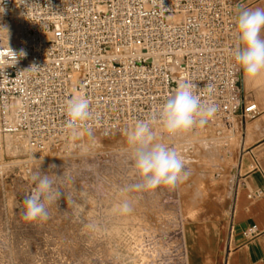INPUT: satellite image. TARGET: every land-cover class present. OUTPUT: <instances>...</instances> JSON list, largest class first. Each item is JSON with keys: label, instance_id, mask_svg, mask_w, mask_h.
I'll return each instance as SVG.
<instances>
[{"label": "built area", "instance_id": "built-area-1", "mask_svg": "<svg viewBox=\"0 0 264 264\" xmlns=\"http://www.w3.org/2000/svg\"><path fill=\"white\" fill-rule=\"evenodd\" d=\"M252 2L2 0L0 15L16 23V37L0 47V150L6 135H22L42 156L69 135L65 108L73 96L88 99L92 113L79 130L126 131L155 117L180 80L217 105L204 128L218 135L256 117L231 55L238 10ZM263 195L264 188L250 197ZM259 234L257 226L243 233Z\"/></svg>", "mask_w": 264, "mask_h": 264}, {"label": "rangeland", "instance_id": "rangeland-1", "mask_svg": "<svg viewBox=\"0 0 264 264\" xmlns=\"http://www.w3.org/2000/svg\"><path fill=\"white\" fill-rule=\"evenodd\" d=\"M13 34L16 23L0 15V47ZM241 122L220 135L196 128L170 137L160 129L155 142L180 152L190 175L173 189L150 191L132 189L141 179L126 143L128 129L108 135L79 130L42 156L32 155L24 136L6 135L0 150V264H191L196 248L215 254L228 232ZM37 172L55 175L61 196L48 207L47 220L28 222L24 200ZM125 199L133 211L121 215L116 209Z\"/></svg>", "mask_w": 264, "mask_h": 264}, {"label": "clouds", "instance_id": "clouds-1", "mask_svg": "<svg viewBox=\"0 0 264 264\" xmlns=\"http://www.w3.org/2000/svg\"><path fill=\"white\" fill-rule=\"evenodd\" d=\"M3 11L0 7V13ZM235 24L231 55L243 70L245 78L255 79L264 73V8L239 9ZM12 54L16 61V54ZM19 55L25 56L26 53L21 50ZM36 68L33 65L30 70ZM207 88L211 95L213 86L208 85ZM217 110L214 102L201 97L196 83L177 81L174 92L166 98L158 114L152 119L137 121L126 132L133 166L141 179L140 183L132 185V189L150 191L161 186L173 189L190 175L188 161L180 152L168 144L155 142L154 125L159 124L163 133L175 137L196 128H204ZM65 114L69 134L78 135L81 125L92 116L89 100L84 96H73L66 101ZM33 180L35 188L24 200L23 219L28 222L45 221L49 218L48 207L60 198L61 192L54 188L55 175L37 172ZM116 210L126 215L133 211V207L125 199Z\"/></svg>", "mask_w": 264, "mask_h": 264}, {"label": "crops", "instance_id": "crops-1", "mask_svg": "<svg viewBox=\"0 0 264 264\" xmlns=\"http://www.w3.org/2000/svg\"><path fill=\"white\" fill-rule=\"evenodd\" d=\"M258 7L264 8V0H253L246 8ZM241 90L245 103H255L259 113L248 121L241 120V141L230 187L228 232L218 242L215 254H210L208 248H196L191 264H264V195L250 197L264 188V73L246 79L242 70ZM252 226H257L260 234L246 239L243 233Z\"/></svg>", "mask_w": 264, "mask_h": 264}, {"label": "bare ground", "instance_id": "bare-ground-1", "mask_svg": "<svg viewBox=\"0 0 264 264\" xmlns=\"http://www.w3.org/2000/svg\"><path fill=\"white\" fill-rule=\"evenodd\" d=\"M15 32V31H14ZM9 33V32H8ZM6 34V33H5ZM10 34H12L11 32H10ZM9 35V34H8ZM14 35V37H15V34H13ZM9 36H11V35H9ZM7 37L6 35H5V38L2 40L3 41V44L5 45V46H7V45H13L14 43H15V39H14V37H12V38H10V37ZM14 106H16V104L14 105ZM158 126V125H157ZM161 128H155L154 129V133H155V135L157 136V135H159L160 134V130ZM8 136V135H7ZM182 136V135H181ZM24 141H25V143H26V147H27V141L24 139ZM7 142L8 143H13L14 141H13V139H10V138H8L7 139ZM11 145V144H10ZM9 145V146H10Z\"/></svg>", "mask_w": 264, "mask_h": 264}]
</instances>
